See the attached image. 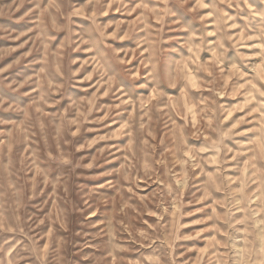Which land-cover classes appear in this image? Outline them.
Returning a JSON list of instances; mask_svg holds the SVG:
<instances>
[{
	"label": "rangeland",
	"instance_id": "374dc122",
	"mask_svg": "<svg viewBox=\"0 0 264 264\" xmlns=\"http://www.w3.org/2000/svg\"><path fill=\"white\" fill-rule=\"evenodd\" d=\"M0 264H264V0H0Z\"/></svg>",
	"mask_w": 264,
	"mask_h": 264
}]
</instances>
